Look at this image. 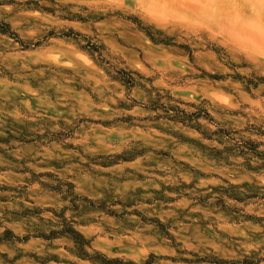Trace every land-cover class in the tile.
Returning <instances> with one entry per match:
<instances>
[{
	"label": "rangeland",
	"instance_id": "374dc122",
	"mask_svg": "<svg viewBox=\"0 0 264 264\" xmlns=\"http://www.w3.org/2000/svg\"><path fill=\"white\" fill-rule=\"evenodd\" d=\"M3 237L0 264H264V0H0Z\"/></svg>",
	"mask_w": 264,
	"mask_h": 264
},
{
	"label": "trees",
	"instance_id": "16d2710c",
	"mask_svg": "<svg viewBox=\"0 0 264 264\" xmlns=\"http://www.w3.org/2000/svg\"><path fill=\"white\" fill-rule=\"evenodd\" d=\"M7 233H9V231H7ZM76 236H79V234L77 232H74ZM7 237H3V238H0V241H7Z\"/></svg>",
	"mask_w": 264,
	"mask_h": 264
}]
</instances>
